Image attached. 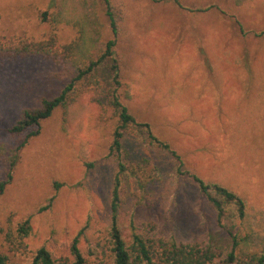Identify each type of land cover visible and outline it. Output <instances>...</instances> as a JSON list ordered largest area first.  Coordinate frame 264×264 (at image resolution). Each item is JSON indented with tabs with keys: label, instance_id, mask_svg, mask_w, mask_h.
<instances>
[{
	"label": "rangeland",
	"instance_id": "374dc122",
	"mask_svg": "<svg viewBox=\"0 0 264 264\" xmlns=\"http://www.w3.org/2000/svg\"><path fill=\"white\" fill-rule=\"evenodd\" d=\"M52 1L0 0V38L44 39L53 28L40 20V12ZM114 1L123 25L117 53L132 94L130 100L123 95L124 102L180 159L132 137L127 141L133 161H141L147 172L157 167L158 174L145 204H137L133 187L125 184L126 220L133 215L139 224L152 222L183 242L209 233L224 236L213 207L187 175L191 172L246 197L247 216L236 230L252 250L264 252V0L242 6L233 0ZM212 3L236 13L244 30L215 8L198 10ZM103 19L104 37H112ZM56 35L66 43L75 31L62 25ZM57 70L42 57L0 64V161L8 154L15 161L14 179L0 203L7 264L30 263L43 245L58 257H71L69 245L83 227L79 246L84 252L107 236L117 172L106 160L114 120L98 122L84 113L64 132L56 111L38 136L12 150L18 139L8 129L24 109L64 86ZM100 75L110 82L108 71ZM49 200L52 205L42 210ZM27 219L26 245L11 250L6 232Z\"/></svg>",
	"mask_w": 264,
	"mask_h": 264
},
{
	"label": "trees",
	"instance_id": "16d2710c",
	"mask_svg": "<svg viewBox=\"0 0 264 264\" xmlns=\"http://www.w3.org/2000/svg\"><path fill=\"white\" fill-rule=\"evenodd\" d=\"M175 2L180 0H154ZM253 0H233L237 6ZM215 8L230 16L231 20L244 30L237 14L221 4L212 3L198 10ZM107 18L113 36L104 37ZM40 20L53 30L44 39L17 40L0 38V64L31 57L52 60L58 67L56 76L65 84L56 95L43 96L35 107L24 109L18 121L8 129L18 142L12 150H19L33 137L38 136L43 122L56 111L61 113V128L67 132L71 125L84 113H89L98 122L114 120L113 138L106 154V160L116 165L117 172L111 190L110 224L107 236L101 242H92L87 252L79 246L80 235L69 245L70 256L58 257L47 245L39 247L28 264H264V252L249 247L248 242L236 230L247 216L248 202L245 196L220 182L206 181L198 175L187 172L207 199L216 214V223L226 231L209 233L203 238L183 242L174 234L158 229L152 222L137 223L132 215L126 220L122 212V191L125 184L133 187L137 204L149 200V185L154 181V166L151 172L140 162L135 163L126 147L132 137L141 145L167 151L176 159L179 156L170 143L162 139L151 123L139 120L124 102L123 95L130 100L129 83H125L118 58V46L123 31L120 9L114 0H53L50 7L40 12ZM66 25L75 31L74 38L59 43L56 28ZM264 33V32H262ZM110 73V82L100 75ZM124 90V93L123 91ZM144 163H149L147 158ZM15 161L11 154L0 161V203L2 195L14 179ZM181 174H184L179 168ZM156 176V175H155ZM52 205L49 200L47 205ZM31 223L27 219L18 229L6 232V242L11 250H20L26 245ZM5 228L0 216V236ZM8 253L0 243V264H7ZM109 259V261H108Z\"/></svg>",
	"mask_w": 264,
	"mask_h": 264
}]
</instances>
